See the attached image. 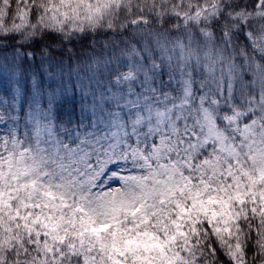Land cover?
<instances>
[{
    "label": "snow or ice",
    "instance_id": "obj_1",
    "mask_svg": "<svg viewBox=\"0 0 264 264\" xmlns=\"http://www.w3.org/2000/svg\"><path fill=\"white\" fill-rule=\"evenodd\" d=\"M0 264H264V0H0Z\"/></svg>",
    "mask_w": 264,
    "mask_h": 264
}]
</instances>
